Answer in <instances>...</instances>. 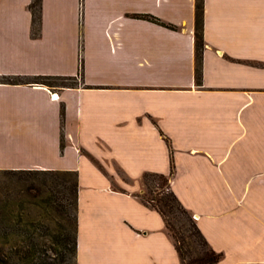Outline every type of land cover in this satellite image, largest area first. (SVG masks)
<instances>
[{
	"label": "crops",
	"instance_id": "obj_1",
	"mask_svg": "<svg viewBox=\"0 0 264 264\" xmlns=\"http://www.w3.org/2000/svg\"><path fill=\"white\" fill-rule=\"evenodd\" d=\"M32 1L0 0V170L76 172V264H180L147 172L216 264H264V0H203L199 79L196 0Z\"/></svg>",
	"mask_w": 264,
	"mask_h": 264
},
{
	"label": "trees",
	"instance_id": "obj_2",
	"mask_svg": "<svg viewBox=\"0 0 264 264\" xmlns=\"http://www.w3.org/2000/svg\"><path fill=\"white\" fill-rule=\"evenodd\" d=\"M30 8L33 12L34 20L37 17L36 13V0H33L30 3ZM137 17L149 19L151 21L160 23L162 25H166L169 28L176 29L177 26L171 23H165L161 21L159 18L147 14H136ZM202 21H203V0H196L195 3V45H196V77L199 79L200 77V58H201V48L203 46V38H202ZM1 82L7 83H18L20 79L17 77H11L7 75L1 76ZM33 81L36 83L47 84L50 86H73L77 83L75 77L73 76H61V75H37L33 78ZM4 171H27V170H11L5 169ZM28 171H37L39 173H46L51 175V188H55V191L60 193V197L55 198L53 195L46 197L43 199V204L46 207L52 208L56 213L60 214L61 220L63 218L67 219V224L70 227H67L66 223L59 220V228L55 231V233L51 234L50 241V252L47 250H40L39 248V239L38 235L34 231V228H30L27 225H31L32 222H24L23 218L18 217L17 223L22 224L17 230V240H19V250L24 254L19 258H13V262L11 264H76V208H77V174L75 171H55V170H28ZM62 176V177H60ZM146 176H154L160 179L159 194L163 192V185H166V189L168 190L167 195L158 198L162 203L167 206L168 210L176 209L182 215L186 216L189 221L190 231L193 234L199 236L202 240L203 247L200 252L197 254L191 255L189 259H185L184 252L180 245V238L183 239V235L178 229L176 231L175 228L168 222L165 216V212L158 206H153L156 208L161 215L163 216L167 228L171 231L174 240H175V248L180 257V264H216L220 257V253L215 251L213 248L209 246L207 240L199 230L197 223L193 216L187 211V209L181 204L175 193L170 188L169 178L168 176L160 173H152L147 172L143 175ZM68 195V197H66ZM154 199V198H153ZM152 199V200H153ZM148 203V200H144ZM23 202V201H22ZM39 205V203H37ZM75 210L74 216L71 215L70 208ZM192 216V217H191ZM10 221V218H8ZM72 219V222H71ZM180 229V227H178ZM179 231V234H178ZM5 242H9V239L6 238L4 241L0 240V245ZM0 264H10V261L4 260L3 257L0 256Z\"/></svg>",
	"mask_w": 264,
	"mask_h": 264
},
{
	"label": "rangeland",
	"instance_id": "obj_3",
	"mask_svg": "<svg viewBox=\"0 0 264 264\" xmlns=\"http://www.w3.org/2000/svg\"><path fill=\"white\" fill-rule=\"evenodd\" d=\"M50 176L37 171L0 170V240L9 239V242L0 245V256L4 260L10 261V264L13 262V258H19L24 254L17 247L20 243L17 240V230L22 227V224L17 223L18 217L23 218L24 222H32L27 226L34 228L39 236L40 250L50 252L51 234L59 228L58 221L61 220L60 214L43 204V199L48 196L60 197V193L56 192L55 188H51L52 179ZM159 181L161 180L154 176L142 177L143 192L140 193V196L143 200H148V204L160 207L165 212L168 222L175 228L174 231L178 229L185 235L179 241L187 260L191 255L200 252L203 247L202 240L198 235L191 233L186 216L175 208L168 210L167 206L158 199L168 193L167 184L162 186V194L158 193L160 191ZM70 210L71 215L74 216L75 210L72 207ZM61 221L70 227L67 224V219L63 218ZM167 230L175 243L171 231L168 228Z\"/></svg>",
	"mask_w": 264,
	"mask_h": 264
}]
</instances>
